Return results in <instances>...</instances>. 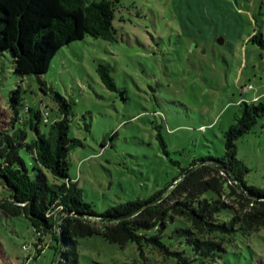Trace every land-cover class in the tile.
<instances>
[{
  "label": "rangeland",
  "instance_id": "1",
  "mask_svg": "<svg viewBox=\"0 0 264 264\" xmlns=\"http://www.w3.org/2000/svg\"><path fill=\"white\" fill-rule=\"evenodd\" d=\"M118 4L124 19L116 21L118 40L91 35L75 40L58 51L45 74L20 76L12 55L0 53V128L14 116L12 96L18 88L23 102H42L50 119L57 117V106L53 93L41 89L43 82L70 100V136L84 146L70 153L69 172L97 213L163 188L177 172L171 159L188 164L223 156L225 131L236 121L240 103L264 100V48L249 41L256 30L264 36L262 0ZM101 64L110 67L117 89L103 82ZM20 112L26 115L22 106ZM237 151L251 169L248 182L264 187V117L237 141ZM27 161L33 170L32 159ZM10 193L0 184V199ZM163 239L171 250L190 255L183 238ZM35 240L25 216L0 212V264H55L58 253L52 247L27 260L35 252L24 245ZM45 240L51 242L49 235ZM78 251L79 264H177L176 256L152 246L141 250L130 242L121 247L99 234L79 238ZM216 260L264 264V228L238 233Z\"/></svg>",
  "mask_w": 264,
  "mask_h": 264
},
{
  "label": "trees",
  "instance_id": "2",
  "mask_svg": "<svg viewBox=\"0 0 264 264\" xmlns=\"http://www.w3.org/2000/svg\"><path fill=\"white\" fill-rule=\"evenodd\" d=\"M118 2L0 0V53L12 55L15 73L20 76L45 74L58 51L75 40L86 35L118 40L116 21L124 20L123 16H118ZM249 41L264 48L260 30H256ZM98 70L103 82L117 89L110 67L101 64ZM42 84L44 92L53 93L57 117L50 119V112L42 107V102L37 106L23 102L22 89L18 88L12 96L14 116L0 128V184L11 191L9 197L0 199V212L8 217L25 216L37 240L43 241L49 235L51 242L47 243L55 249L56 256L60 244L58 221L63 213L107 219L66 216L62 222L61 264H79V238L96 234L121 247L130 242L136 243L141 250L152 246L164 254L176 256L177 264H206V261L215 264L238 233L251 235L264 228V187L248 182L251 169L237 157V141L264 117V100L240 103L236 121L225 131L223 156L195 158L188 164L171 159L177 172L163 188L147 199L122 202L97 213L92 204L83 199L78 181L69 172L70 153L84 146L82 139L70 136L73 103L45 82ZM21 106L26 112L24 116ZM159 138L166 147L162 136ZM27 157L33 161V170ZM200 162L205 163L160 200L173 181ZM210 162L227 166L251 196L239 192ZM48 173L56 180L51 182ZM166 235L183 238L189 245L190 255L171 250L163 239Z\"/></svg>",
  "mask_w": 264,
  "mask_h": 264
},
{
  "label": "water",
  "instance_id": "3",
  "mask_svg": "<svg viewBox=\"0 0 264 264\" xmlns=\"http://www.w3.org/2000/svg\"><path fill=\"white\" fill-rule=\"evenodd\" d=\"M263 13H264V7H263ZM220 42L224 43L225 42L224 38H220ZM203 163H205V162H200V163H197L196 165L190 167L180 177H178L175 181H173L171 183V185L169 186L168 190L165 192V194L160 198V200L163 199L165 196H167L176 187V185L180 181H182L189 173H191L196 167L200 166ZM210 164H212L215 167H217L222 172V174L226 175L228 177V179H229V182L233 186H235L239 192L251 196V194L248 192L246 186L243 185L240 181L237 180V178L231 173L230 169L227 166L219 164V163H212V162H210ZM146 205H148V204H146ZM143 208H141V209H143ZM140 210H138L137 212L131 214V216H133L134 214L138 213ZM73 214L79 215V216L89 217L91 219L99 220V221H106L107 220L105 218L88 216V215H84V214H77V213H73V212H65V213H63L61 215V217L59 218V221H58V231H59L60 244H59V250H58V257H57V260H56L55 264H61L62 254H63V250H64V233H63V229H62V222H63V220H64V218L66 216L73 215Z\"/></svg>",
  "mask_w": 264,
  "mask_h": 264
},
{
  "label": "built area",
  "instance_id": "4",
  "mask_svg": "<svg viewBox=\"0 0 264 264\" xmlns=\"http://www.w3.org/2000/svg\"><path fill=\"white\" fill-rule=\"evenodd\" d=\"M48 115V112H47ZM42 235L40 233H38V237H41ZM49 247L48 243L46 242V240L40 241V240H35L32 244V246L29 245H24V249L26 250H30L31 248L34 249V254H29L27 260L31 259V258H35V256H40L47 248Z\"/></svg>",
  "mask_w": 264,
  "mask_h": 264
},
{
  "label": "crops",
  "instance_id": "5",
  "mask_svg": "<svg viewBox=\"0 0 264 264\" xmlns=\"http://www.w3.org/2000/svg\"><path fill=\"white\" fill-rule=\"evenodd\" d=\"M33 244V243H32ZM35 259V258H34Z\"/></svg>",
  "mask_w": 264,
  "mask_h": 264
}]
</instances>
